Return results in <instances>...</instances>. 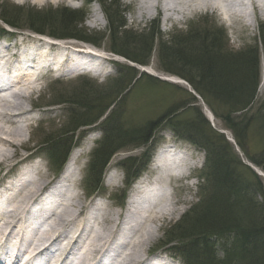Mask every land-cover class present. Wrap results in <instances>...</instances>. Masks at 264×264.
Returning a JSON list of instances; mask_svg holds the SVG:
<instances>
[{"label": "rangeland", "instance_id": "374dc122", "mask_svg": "<svg viewBox=\"0 0 264 264\" xmlns=\"http://www.w3.org/2000/svg\"><path fill=\"white\" fill-rule=\"evenodd\" d=\"M86 1H66L55 5L44 2L42 5H38L30 2L20 3V0H0V9L5 6L7 9L4 12L12 15L21 8L23 9L22 15L32 11H56L61 8L76 12L84 11L86 18L83 27L95 33V40L97 41L98 38L100 39L97 34L101 36L105 34L107 24L99 5L97 3L89 5ZM120 4L121 10L124 11L122 19L126 25L125 30L129 33L127 44L133 43L134 45L138 43L139 45L141 43L140 40L150 41L153 38L155 49L165 45L176 48L179 46V49H182L181 47L185 44L195 40L198 41V39L192 37L195 34H200L205 39L213 35H219V42L229 53L234 54L231 56L256 52L257 58L255 61L259 69V86L255 100L242 115L235 114L231 118L230 128L215 118L216 127H214L205 114V110H208V108L189 86L166 82L155 76L156 74H163L181 80L177 76L163 71V65L158 61L156 52L153 51L147 68L138 67L139 70L145 71L148 77L137 81L127 91L122 93L119 103L120 107L116 109V118H119V124L123 129L128 131L138 129L143 132L145 127V133L147 134L149 130L146 127L150 125L149 129L152 139L144 144L134 142L113 146L111 150L118 149V151L111 157L102 172L101 182L98 186L91 185L85 181L86 177H88L87 168L91 163L94 150L99 148L104 141L105 134L102 124L105 118L103 117L94 125L78 128V125L81 124L78 120L85 112L80 108L77 100H83V102L86 100L88 102L93 97H99L102 94L105 96L109 95L107 99L111 100L117 95V90L112 92L113 86L119 78L116 66L131 64L122 58L115 57L111 53V49L125 50V48L123 46L119 48V41L117 42L119 38L116 39V45H112L113 47L107 38L99 42L98 47L74 40L53 41L52 38H47L48 36L38 38L25 25L11 29L0 21V47L22 41L26 54L25 61L28 64L35 60L33 56V58L28 56V53L34 54V51L43 54V57L52 63L51 67L48 68L47 75L42 76L38 91L34 92L25 104L27 108L33 110L32 113L35 119L31 124V128L25 131L23 143L28 147V150H22V153L24 155H33L32 161L28 163V166L35 165L39 167L43 174H48V178L54 181L56 170L47 154H45L48 153L47 148L57 141L56 144H59L66 137V139L72 138L74 147L70 150L66 162L69 161V171L77 176L78 187L76 191L80 195L82 203L79 219H82L85 212L94 204L99 205L103 213L106 208H111V210L120 211L121 215L125 209L128 192L131 190V186L127 189L125 187L129 180L127 166L132 165L137 170L143 167V171L139 173L141 179L146 177L150 180L154 179L156 175L152 170V157L161 146H173V148L179 149L177 153L182 151L190 154L194 164L190 170V178L181 179L175 184L172 183L173 185L168 188V193L172 196L176 208L183 209L182 214L168 217L165 222L158 224L157 238L147 247L146 254H144L146 259H149V255L153 251H158L159 253H156L157 256L166 258L167 262L187 264L183 250L188 251L185 248L189 242L187 234L193 235V230L200 231V226L197 227V224L204 227V232H212L208 236L211 243L218 249L217 236L214 233L216 221L211 220V216L204 219L206 206L202 205L203 201L209 196L207 187L209 184L205 181L206 177L204 176L207 173L206 164L208 163L205 147L209 144V140L204 142L201 139L202 137L197 140L194 135L186 132L185 128L182 130L184 135H179L171 125L180 121V124L187 122V119L179 116L181 110L178 112L177 110L179 106L191 103L188 107L192 108L193 106V109H199L209 122L212 130L223 140L224 145L221 144L219 146V151L223 153V156L231 158L234 164L247 166L259 178L264 189V172L255 165V161L264 164V140L261 139L259 132L256 131L258 125L247 130L243 138L241 135L243 124L246 122H249V125L251 122L255 124L254 118L261 113L264 102V85L262 84L264 54L259 31L260 25L264 24V15H260L259 12L250 6H246L245 9L236 8L234 13L236 14L235 18L238 19L237 24L226 19L218 10L210 8L205 11L204 16H193L190 14L170 16L169 13L157 14L152 12L148 19L143 18L142 21H137L134 3L130 0H120ZM177 9H180V6H177ZM20 14L19 17H21ZM165 16H169L171 18L170 21L165 22ZM96 19V25L92 26L91 23L96 22ZM6 29L13 31L15 34H4L3 32ZM191 37L193 39L187 41L189 39L186 38ZM47 39L51 41V44L47 43ZM179 42L183 44H177ZM64 46L71 48L72 51L68 49L66 53L62 52L64 49L62 47ZM132 49L134 51L137 50L135 48ZM93 56L102 59V61L97 63V61L92 59ZM72 64H74V68L71 66L70 68H73V70H67V74H61L60 71L56 73L52 71V69L55 70L61 66H63L61 67L63 69ZM80 68H85L91 72L86 73V70H81L84 73L78 77L69 78L68 74H73ZM35 71H38V69H35ZM43 71H45L44 68ZM60 75L64 78L56 80ZM23 78L21 77V80ZM18 91L19 89L14 88L6 93L10 101L14 100L11 97ZM192 96L195 97L197 103L192 102ZM51 105L54 106L48 107ZM35 107L44 109L34 111ZM169 120L174 123L170 124ZM75 129L77 131L73 135L68 134ZM237 133L241 136L242 149L237 146L234 140L233 134ZM190 138H194V141L190 140ZM173 152L174 154L176 153V151ZM72 154L76 156V160L73 162L72 158L74 156L71 158ZM251 158L254 162L251 161ZM65 166H63V169ZM190 179H193V181ZM121 202L124 203L122 208L120 207ZM242 206L244 205L242 204ZM91 212L95 213L94 211ZM200 220L202 221L200 222ZM36 225L40 229L44 225V221L40 220ZM34 235L35 233L33 232L32 236L34 237Z\"/></svg>", "mask_w": 264, "mask_h": 264}, {"label": "trees", "instance_id": "16d2710c", "mask_svg": "<svg viewBox=\"0 0 264 264\" xmlns=\"http://www.w3.org/2000/svg\"><path fill=\"white\" fill-rule=\"evenodd\" d=\"M87 2L99 5L107 24L105 34L102 36L97 34L100 36L97 41L95 33L83 27L86 18L84 11L76 12L61 8L56 11H32L22 15L21 8L14 12L15 16H13L11 13H5L7 7L3 5L4 8L0 9V21L10 28L16 29L25 25L36 34L59 40H75L95 47H98L99 42L105 38L111 46H114L116 39L119 38L117 40L120 44L119 48L123 46L125 50L112 48L111 53L139 67L148 66L150 57L155 51L158 61L163 65V71L184 80L209 108L215 119L225 123L229 128L231 118L235 114L242 115L255 100L259 86L256 52L231 56L234 54L229 53L219 42V35L205 39L202 35L195 34L192 37L198 41L187 43L181 47L182 49H179L177 45L178 48L165 45L155 49L153 38L150 41L140 40L139 45L138 43L127 44L129 33L125 30L126 25L122 19L124 11L121 10L120 0H88ZM259 31L264 54V24L260 25ZM192 37L186 38L189 39L187 41H191ZM182 42L177 44H183ZM132 48L137 50L134 51ZM117 74L119 78L112 92L117 90L118 93L111 100L107 99L109 95L104 94L95 96L88 102L77 100L80 108L85 112L78 120L81 123L78 128L96 124L109 111L102 124L104 141L99 148L95 149L89 166L88 183L95 186L99 185L103 170L118 151V149L111 150L113 146L134 142L144 144L152 137L150 125L146 127L149 130L147 134L145 127L143 132L138 129L128 131L120 126L119 118H116V109L120 107L122 93L148 76L129 65H118ZM192 102L197 103L193 96ZM190 105L191 103L181 105L177 110V112L181 110L179 115L181 118L187 119L185 124H180L181 121L174 123L169 120L168 122L174 123L171 127L179 135H184L182 130L185 128L186 132L194 135L197 140L199 137H202L204 142L209 140V144L205 147L208 163L206 164L207 173L204 175L205 181L209 184L207 186L209 196L202 205L206 206L204 219L211 216L210 219L216 221L214 233L217 236L218 249L211 243L208 236L212 232H204V227L197 224V227L200 226V231L193 230V235L187 234L189 242L185 248L188 251L183 250L187 264H264V189L261 182L247 166L234 164L231 158L223 156V153L219 151V146L224 145L223 140L212 130L200 110L193 109V106L188 107ZM254 121L255 124L252 122L250 125L249 122L243 124L242 138L247 130L258 125L256 131L264 140V102L261 113L255 116ZM77 129L68 134L73 135ZM237 134H233L234 140L242 149L241 136ZM66 138L59 144H56L57 141L47 148L56 166L65 162L73 146L72 138ZM190 140L194 141V138ZM251 161L254 162L253 159ZM255 165L264 172L262 162L255 161ZM142 170L143 167L137 170L132 165L127 166L128 183Z\"/></svg>", "mask_w": 264, "mask_h": 264}, {"label": "bare ground", "instance_id": "6f19581e", "mask_svg": "<svg viewBox=\"0 0 264 264\" xmlns=\"http://www.w3.org/2000/svg\"><path fill=\"white\" fill-rule=\"evenodd\" d=\"M66 1L74 0H20V3L30 2L42 5L45 2L55 5ZM130 1L134 3L137 21H142L143 18L148 19L152 12L169 13L170 16L179 14L204 16L205 11L210 8L218 10L226 19L237 24L238 19L235 18L234 12L236 8L245 9L246 6L264 15V0ZM177 6H180V9H177ZM170 19L169 16H165L164 21L167 22ZM96 23L97 19L91 25ZM62 48L64 53L68 49L72 51L66 46ZM13 49L14 44L0 47V55L6 56V58L0 56V65L4 70L2 73L3 76L10 78V70H18L21 64L16 58L17 52ZM23 51L25 52L24 49ZM34 54L32 53L35 60L32 63H35L36 70H43V68L46 70L51 67V61L43 57V54L37 51H34ZM92 59L97 63L102 61L96 56ZM71 66L73 67L74 64L65 66L66 68L63 69L61 66L55 70L63 72L72 69ZM19 72L20 74H15L11 78L14 85L9 90L19 89L11 97L13 101H10L6 95L9 90H0V187L6 183V181L2 182L4 178L10 175L7 187L3 190L4 200L0 203V264H4L3 260H8L12 264H33L37 258L48 259L47 264H94L106 258H111L109 264H173L165 261L164 258L151 263L153 258L146 259L144 254L147 247L157 238L158 224L165 222L168 217L182 214L183 209L176 208L168 188L190 176V170L194 165L192 156L182 151L177 153L179 149L173 150V146L164 147L157 164L152 169L156 177L140 183V188H136L121 215L120 211L111 210V208H106L103 213L99 205L94 204L85 212V217L79 219L82 203L76 191L78 183L75 176L68 172L69 163L60 175H55L56 178L52 181L39 167L28 166L33 155L22 153V150H28L23 143L25 131L31 128L35 119L33 110L27 108L25 104L30 96L38 91L42 76L40 74L35 77ZM31 72L34 71L31 70ZM78 76L79 74H72L69 78ZM155 76L161 80L185 86L179 79L163 74ZM262 81L264 85V73ZM41 109L44 108L35 107L34 111ZM205 114L216 127L211 113L205 110ZM173 151L176 153L171 155ZM74 155L72 154L71 158ZM75 160L76 156L72 158V162ZM24 165H26L25 168L19 174V168ZM4 172L6 173L3 174ZM146 188L152 189L153 196L144 194ZM51 189L57 196L55 208L50 211H39L40 218L35 222L27 220L26 215L34 202ZM40 220L44 221L42 229H38L36 225ZM32 230H35L34 237L29 233ZM62 242L65 246L60 248L59 245ZM24 248L26 250L20 254L21 249Z\"/></svg>", "mask_w": 264, "mask_h": 264}]
</instances>
